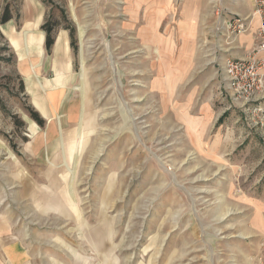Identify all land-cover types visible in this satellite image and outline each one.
<instances>
[{"label":"rangeland","instance_id":"obj_1","mask_svg":"<svg viewBox=\"0 0 264 264\" xmlns=\"http://www.w3.org/2000/svg\"><path fill=\"white\" fill-rule=\"evenodd\" d=\"M257 2L0 0V264H264L263 130L217 64ZM46 21L65 83L45 33L24 48Z\"/></svg>","mask_w":264,"mask_h":264},{"label":"built area","instance_id":"obj_2","mask_svg":"<svg viewBox=\"0 0 264 264\" xmlns=\"http://www.w3.org/2000/svg\"><path fill=\"white\" fill-rule=\"evenodd\" d=\"M260 1L258 0L257 3H261ZM228 27L233 33L247 30L246 24L238 16L229 20ZM259 36L261 38L259 47L263 50L264 26L261 27ZM222 69L225 73V89L232 101L241 108L249 124L261 128L264 132V72L262 71L264 59L228 57Z\"/></svg>","mask_w":264,"mask_h":264},{"label":"crops","instance_id":"obj_3","mask_svg":"<svg viewBox=\"0 0 264 264\" xmlns=\"http://www.w3.org/2000/svg\"><path fill=\"white\" fill-rule=\"evenodd\" d=\"M243 15L251 18L249 22V29L236 36L235 40L231 44L223 46L222 54H224V59L221 63L218 61L219 68L222 69V65L228 57L239 58V59H251L256 60L264 59V49H260L259 45L261 43V38L259 32L261 27L264 26L262 18L255 12L252 3L249 4L247 10H244ZM44 33V32H43ZM45 35V34H44ZM44 37V36H43ZM45 38V37H44ZM44 38H40L38 47H44L43 42ZM35 44V43H34ZM36 46V45H35ZM37 49V47H35ZM54 62L56 66V76L59 83L67 82L68 76L66 72L70 68L69 63V40L66 33L62 32L58 35L55 41L54 47ZM211 60H214L211 58ZM264 72V69L262 70ZM261 95H258L260 97ZM242 111V110H241ZM242 113V112H241ZM242 116V115H240ZM246 122V121H245ZM260 133V132H259ZM261 141L264 143V132L262 131Z\"/></svg>","mask_w":264,"mask_h":264},{"label":"trees","instance_id":"obj_4","mask_svg":"<svg viewBox=\"0 0 264 264\" xmlns=\"http://www.w3.org/2000/svg\"><path fill=\"white\" fill-rule=\"evenodd\" d=\"M13 19V15L11 10L9 9V7H6L3 16L1 18V23L5 24L9 21H11ZM58 25V23L55 22H51V21H46L43 25H42V30L45 32L46 34V38H45V46L47 51L49 52L52 48V46L55 44L56 41V37L54 34V30H55V26ZM67 29L70 30V35L73 38V34H74V29L72 27H67ZM73 43V42H72ZM7 53V55H4V53ZM0 60L1 61H6V62H14L15 61V54L11 51V48L8 45H5L3 47H0ZM17 78L19 80L18 82V87H19V92L21 93H25V84H24V80L21 78V76L18 74ZM0 107L7 112V110L5 109V106H2V104L0 103ZM29 113L30 116L32 117L33 120H35L38 124L40 125H44V119L41 117L40 113L35 110L32 107H29ZM14 119V121H16L18 123V126L20 125V127H24L25 123L23 120H21L18 115L16 114H12L11 115Z\"/></svg>","mask_w":264,"mask_h":264},{"label":"bare ground","instance_id":"obj_5","mask_svg":"<svg viewBox=\"0 0 264 264\" xmlns=\"http://www.w3.org/2000/svg\"><path fill=\"white\" fill-rule=\"evenodd\" d=\"M73 7V6H72ZM73 9V8H72ZM73 12H74V10H73ZM75 13V12H74ZM76 16V15H75ZM40 33V34H43V32L44 31H42V30H40V31H36V30H26L24 33H23V38H24V48H25V51H26V53L29 55V56H31V53H32V50H33V48H32V46H31V43H30V38H29V36L31 35V34H34V33ZM80 33H81V35H82V33H83V29H82V27L80 26ZM42 54H44V51H43V53ZM41 62V61H40ZM84 61H82V63H83ZM32 63V62H31ZM38 66V65H37ZM30 69H31V71L33 72V73H36V71H35V65H32L31 66V64H30ZM81 74V73H80ZM81 78H82V80L85 78V74H84V72L81 74ZM80 78V79H81ZM38 80V79H37ZM42 87V86H41ZM81 89V88H80ZM84 86H82V90L81 91H83L84 92ZM61 145H65V141L64 140H62V142H61ZM72 172V171H71ZM74 177H75V171H73V173H72V177L71 178H73L74 179ZM73 183H74V181L72 182L71 181V188H73ZM24 264V263H23Z\"/></svg>","mask_w":264,"mask_h":264},{"label":"water","instance_id":"obj_6","mask_svg":"<svg viewBox=\"0 0 264 264\" xmlns=\"http://www.w3.org/2000/svg\"><path fill=\"white\" fill-rule=\"evenodd\" d=\"M45 33V32H44Z\"/></svg>","mask_w":264,"mask_h":264}]
</instances>
